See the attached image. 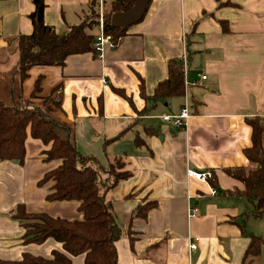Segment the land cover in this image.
Instances as JSON below:
<instances>
[{
	"label": "crops",
	"instance_id": "crops-1",
	"mask_svg": "<svg viewBox=\"0 0 264 264\" xmlns=\"http://www.w3.org/2000/svg\"><path fill=\"white\" fill-rule=\"evenodd\" d=\"M44 1L45 22L59 34L91 11V0ZM110 1L100 0L99 6L105 9ZM34 9L33 0H0V72L18 62L17 38L32 33ZM175 58L185 64V94L156 99L155 88ZM28 72L27 107H43L71 126L77 149L103 165L115 155L128 157L134 173L107 192L123 231L117 242L121 264H264V242L257 254H246L252 235L264 238V215L255 217L252 201L230 193L243 191L245 184L228 171L257 167L244 151L252 145L248 118H264V0H151L115 48L72 54L64 66L35 65ZM39 77L41 90L33 95ZM58 85L60 106L47 99ZM186 104L191 113L186 127L162 118ZM121 132L105 147L106 139ZM136 138L143 143L137 145ZM25 145L24 164L0 162V258L7 260L64 251L52 238L25 243V229L12 216L17 204L83 218L78 201H49L52 182L38 185L61 162L44 160L49 145L31 135ZM189 169L211 171L216 186L189 176ZM143 200L157 205L146 219L132 218ZM193 206L198 210L191 216ZM72 259L84 264V255Z\"/></svg>",
	"mask_w": 264,
	"mask_h": 264
},
{
	"label": "trees",
	"instance_id": "trees-1",
	"mask_svg": "<svg viewBox=\"0 0 264 264\" xmlns=\"http://www.w3.org/2000/svg\"><path fill=\"white\" fill-rule=\"evenodd\" d=\"M33 1L35 9L30 14L33 31L17 38L18 62L14 67L0 72V162L11 160L24 164L28 135L41 139L49 145L43 151L44 160L57 159L61 162L47 171L38 185L52 182L51 191L46 197L49 201H78L83 218L70 220L47 212H31L24 203L17 204L12 216L25 229L24 242L39 244L52 238L62 243L64 251L55 250L51 257L24 253L18 260L0 258V264H73L72 257L78 255H84V264H121L117 242L123 231L116 222L113 200L107 198V192L134 173L129 168L127 155L110 157L108 164L103 165L96 156L83 154L77 149L71 126L50 115L43 107H27L23 99V82L33 66H64L69 55L97 52L94 42L99 34L100 0H91L90 14L63 34L57 33L54 27L45 22V1ZM134 3L135 0H112L104 9L105 32L111 34L115 42L127 33V29L113 27L111 16L115 12L129 10ZM94 28H97V32L92 31ZM41 79H37L33 95L41 90ZM60 87H55L47 96L56 106L62 102L61 94L57 93ZM116 91L125 95L121 89ZM143 91L142 87L144 94ZM184 94L185 64L183 59L175 58L168 64V77L157 85L153 96L158 99ZM248 122L253 130L252 145L244 152L257 163V167L249 171L239 167L229 169L231 176L245 184L243 191L230 193L252 201L254 209L251 214L261 217L264 215V118L257 115L248 118ZM122 135L123 132L106 139L105 147ZM136 143L141 145L143 141L136 138ZM209 181L216 186L214 175ZM156 205L157 201L143 200L131 217L146 219ZM131 241L134 239L131 238ZM263 242V237L252 235L246 254H257Z\"/></svg>",
	"mask_w": 264,
	"mask_h": 264
},
{
	"label": "built area",
	"instance_id": "built-area-1",
	"mask_svg": "<svg viewBox=\"0 0 264 264\" xmlns=\"http://www.w3.org/2000/svg\"><path fill=\"white\" fill-rule=\"evenodd\" d=\"M105 21H104V6L103 3L100 4V16H99V34L94 42V46L97 52L102 53L106 48L113 49L117 46L118 42L114 40L111 34H106L105 32ZM202 78H206V75H203ZM191 113L189 111L188 105H184L180 112L176 115L173 114H163L162 118L177 127H186ZM188 175L197 178L198 180L209 182V179L213 176L211 171L202 172L195 169H189ZM212 194H217V190L212 188ZM198 209L196 207L190 208V215H194ZM198 240V238H196ZM191 249L197 248V243H192Z\"/></svg>",
	"mask_w": 264,
	"mask_h": 264
},
{
	"label": "water",
	"instance_id": "water-1",
	"mask_svg": "<svg viewBox=\"0 0 264 264\" xmlns=\"http://www.w3.org/2000/svg\"><path fill=\"white\" fill-rule=\"evenodd\" d=\"M151 0H135L134 5L127 11H118L111 16V25L127 29L143 18Z\"/></svg>",
	"mask_w": 264,
	"mask_h": 264
},
{
	"label": "rangeland",
	"instance_id": "rangeland-1",
	"mask_svg": "<svg viewBox=\"0 0 264 264\" xmlns=\"http://www.w3.org/2000/svg\"><path fill=\"white\" fill-rule=\"evenodd\" d=\"M10 52H11V50L7 54V56H8V62L10 61L11 57L13 56V54L12 53L10 54Z\"/></svg>",
	"mask_w": 264,
	"mask_h": 264
}]
</instances>
